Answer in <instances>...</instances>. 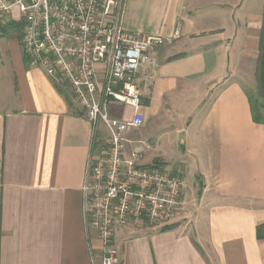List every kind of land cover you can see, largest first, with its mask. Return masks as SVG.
I'll return each mask as SVG.
<instances>
[{
    "label": "crops",
    "instance_id": "0c3cea01",
    "mask_svg": "<svg viewBox=\"0 0 264 264\" xmlns=\"http://www.w3.org/2000/svg\"><path fill=\"white\" fill-rule=\"evenodd\" d=\"M124 4L129 32L181 31L137 75L144 124L127 131L124 156L140 149L139 165L181 173L188 186L168 222L118 228L120 264H264V125L248 99L264 0ZM18 27L0 30V264H101L83 188L106 132L93 146L68 87L27 66ZM112 114L130 121L133 110Z\"/></svg>",
    "mask_w": 264,
    "mask_h": 264
},
{
    "label": "built area",
    "instance_id": "2783aa9c",
    "mask_svg": "<svg viewBox=\"0 0 264 264\" xmlns=\"http://www.w3.org/2000/svg\"><path fill=\"white\" fill-rule=\"evenodd\" d=\"M124 9V0H0V21L21 28L27 66L68 87L91 123L93 146L106 132L89 157L83 188L85 222L101 243V264H120L118 228L168 222L183 209L187 191L183 174L139 165L140 149L124 156L127 131L144 124L137 75L155 48L181 34L179 28L170 38L129 32ZM125 107L133 110L130 121L113 116L112 109Z\"/></svg>",
    "mask_w": 264,
    "mask_h": 264
},
{
    "label": "trees",
    "instance_id": "16d2710c",
    "mask_svg": "<svg viewBox=\"0 0 264 264\" xmlns=\"http://www.w3.org/2000/svg\"><path fill=\"white\" fill-rule=\"evenodd\" d=\"M14 27L15 25L12 23L6 25L0 23V30H3L5 32ZM18 28L20 29V27ZM260 40V56L256 69L258 86L254 95L248 93V99L251 106V112L254 122L264 125V15ZM258 238L264 239V225L258 228Z\"/></svg>",
    "mask_w": 264,
    "mask_h": 264
},
{
    "label": "rangeland",
    "instance_id": "374dc122",
    "mask_svg": "<svg viewBox=\"0 0 264 264\" xmlns=\"http://www.w3.org/2000/svg\"><path fill=\"white\" fill-rule=\"evenodd\" d=\"M19 18H20V15H19V13H18V10H15V19H16V20H19ZM256 90H257V89H248L249 93L252 94V95H254V93L256 92ZM187 186H188V185H187Z\"/></svg>",
    "mask_w": 264,
    "mask_h": 264
}]
</instances>
